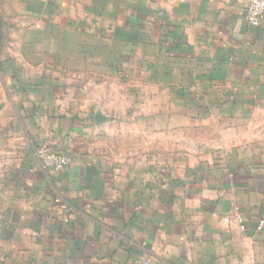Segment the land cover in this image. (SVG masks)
I'll list each match as a JSON object with an SVG mask.
<instances>
[{
	"label": "crops",
	"instance_id": "1",
	"mask_svg": "<svg viewBox=\"0 0 264 264\" xmlns=\"http://www.w3.org/2000/svg\"><path fill=\"white\" fill-rule=\"evenodd\" d=\"M247 3L0 0V264H264Z\"/></svg>",
	"mask_w": 264,
	"mask_h": 264
},
{
	"label": "built area",
	"instance_id": "2",
	"mask_svg": "<svg viewBox=\"0 0 264 264\" xmlns=\"http://www.w3.org/2000/svg\"><path fill=\"white\" fill-rule=\"evenodd\" d=\"M246 14L249 24L257 27L260 24L261 17L264 15V0H248ZM36 154L43 170L61 171L72 163L70 156L45 147L39 148Z\"/></svg>",
	"mask_w": 264,
	"mask_h": 264
},
{
	"label": "rangeland",
	"instance_id": "3",
	"mask_svg": "<svg viewBox=\"0 0 264 264\" xmlns=\"http://www.w3.org/2000/svg\"><path fill=\"white\" fill-rule=\"evenodd\" d=\"M0 13L3 14V13H4L3 10H2V12H1V10H0ZM9 13H10V12H9ZM3 15H4V14H3ZM7 16H8V15H7ZM7 18H8V17H7ZM11 18H12V17H11ZM9 20H10V19H9ZM12 20H13V18H12ZM8 30H10V31H8V35H9V34H12V36H14L15 27H14V26H9V27H8Z\"/></svg>",
	"mask_w": 264,
	"mask_h": 264
}]
</instances>
